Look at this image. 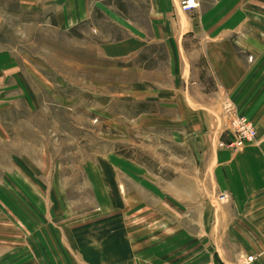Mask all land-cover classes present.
<instances>
[{
  "label": "crops",
  "instance_id": "1",
  "mask_svg": "<svg viewBox=\"0 0 264 264\" xmlns=\"http://www.w3.org/2000/svg\"><path fill=\"white\" fill-rule=\"evenodd\" d=\"M93 1L92 9L87 0L46 3L58 8L53 15L61 22L75 26L101 7V0ZM108 1L127 17L114 22L124 31L118 41L126 49L123 57L153 43L175 49L169 56V86L161 88L167 91L157 93L162 109L155 125L171 128L177 150L158 153L161 167L154 171L111 155L96 170L104 197L97 209L70 218L55 233L51 222L36 217L25 222L17 215L7 221L0 216V264H244L247 257L251 264H264L260 0H197L188 18L180 16L177 0ZM23 5L34 11L36 2ZM205 77L213 81L208 97L197 90ZM180 95L182 104L176 101ZM222 105L252 121L251 144L227 147L232 142L227 133L223 147L212 140L213 119ZM5 205L0 196V208Z\"/></svg>",
  "mask_w": 264,
  "mask_h": 264
},
{
  "label": "rangeland",
  "instance_id": "2",
  "mask_svg": "<svg viewBox=\"0 0 264 264\" xmlns=\"http://www.w3.org/2000/svg\"><path fill=\"white\" fill-rule=\"evenodd\" d=\"M27 1L0 0V196L6 203L0 216L36 217L51 222L55 233L97 209L104 197L96 170L111 155L154 171L161 167L158 153L177 150L171 128L155 125L162 109L157 93L167 91L161 88L175 49L153 43L123 57L124 31L114 22L127 17L108 0L75 26L55 17L58 8L48 0H34V11ZM93 2L87 0L89 9ZM199 82L197 90L208 97L213 81ZM223 118L222 105L210 130L219 147Z\"/></svg>",
  "mask_w": 264,
  "mask_h": 264
},
{
  "label": "built area",
  "instance_id": "3",
  "mask_svg": "<svg viewBox=\"0 0 264 264\" xmlns=\"http://www.w3.org/2000/svg\"><path fill=\"white\" fill-rule=\"evenodd\" d=\"M177 4L179 10L184 13L191 12L198 7L197 0H177ZM223 117L225 120L223 124V133H227L232 139V142L226 145L227 147L241 149L254 141L256 130L251 120L245 116L239 115L230 105L224 107ZM250 260L251 257H248L246 264H249Z\"/></svg>",
  "mask_w": 264,
  "mask_h": 264
},
{
  "label": "bare ground",
  "instance_id": "4",
  "mask_svg": "<svg viewBox=\"0 0 264 264\" xmlns=\"http://www.w3.org/2000/svg\"><path fill=\"white\" fill-rule=\"evenodd\" d=\"M248 258V257H247ZM247 258L245 259V263L244 264H246V260H247ZM251 262H252V257H251V260H250V263L249 264H251ZM206 263H212V262H206ZM202 264H204V263H202ZM213 264V263H212Z\"/></svg>",
  "mask_w": 264,
  "mask_h": 264
}]
</instances>
